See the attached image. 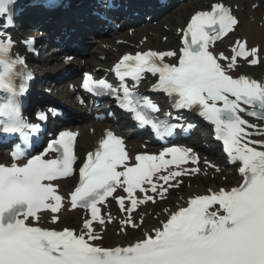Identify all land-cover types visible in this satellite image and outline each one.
<instances>
[{
  "label": "snow or ice",
  "instance_id": "1",
  "mask_svg": "<svg viewBox=\"0 0 264 264\" xmlns=\"http://www.w3.org/2000/svg\"><path fill=\"white\" fill-rule=\"evenodd\" d=\"M16 4L17 0H0L5 28L12 25ZM237 23L231 8L220 0L191 16L181 29L183 46L178 51L126 53L112 68L117 85L85 73L82 86L98 96H114L118 106L141 125L170 135L176 125L158 122L152 113L160 110L159 105L138 91L145 73L158 75L152 90L171 97L176 109L198 110L214 126L229 159L240 164L242 182L227 190L208 189L207 194L192 195L178 210L164 209L168 216L161 226L135 242L102 247L96 243L101 236L95 225L113 219L102 214L109 198L127 216L121 225L136 228L133 212L138 205L154 202L157 195L163 199L170 188L182 183L180 177L198 173L199 155L190 147L171 146L158 154L138 153L133 158L123 139L106 130L79 167L74 190L65 196L56 181L75 172L76 134L62 131L30 157L17 146L12 162L0 163V264H264V124L245 118L264 122V81L237 72L238 58L256 65L264 49L237 40L231 55L225 56L213 47ZM24 43L32 50L34 38ZM14 46L11 35L0 31V91L8 94L0 103V130L19 133L27 141L40 125L27 123L19 114L18 97L32 77L20 71L26 58L13 54ZM166 58L176 62H166ZM37 117L43 121L47 114L39 112ZM189 162L197 167L185 168ZM66 204L86 211L81 229L40 225L44 212L51 215L53 224L58 222Z\"/></svg>",
  "mask_w": 264,
  "mask_h": 264
},
{
  "label": "bare ground",
  "instance_id": "2",
  "mask_svg": "<svg viewBox=\"0 0 264 264\" xmlns=\"http://www.w3.org/2000/svg\"><path fill=\"white\" fill-rule=\"evenodd\" d=\"M245 7V11L248 9L249 6H244ZM249 12L253 13V17L251 18H247V19H244L242 20V23H243V26L242 28L240 29V34L244 35L247 39H248V42L249 44L251 45H256V47H259L260 49H264V42H263V39H264V26H260L259 25V22H257V19L258 17L260 16V11H250L248 10ZM181 21V18L178 17L176 19V22L177 24H179ZM154 32H158L160 33L159 31H155L154 29H152ZM138 39V36L136 37ZM173 37H169V40L168 42L171 43ZM167 42V43H168ZM151 43V39L148 40V42L144 45L146 47H149V45ZM257 44H260V45H257ZM108 53L109 54V57L108 58H113L116 54L115 52L113 51H106L105 54ZM262 61L260 62V66H262V68H260L258 70V73H259V76L263 75L264 76V56L261 57ZM95 128V133L94 134H88V130H85L81 137H80V142H79V150H82V151H85L87 150L88 148H90L95 140H96V137L100 134V129ZM69 181V180H68ZM68 181H64L62 182L61 184L63 185H67ZM76 217V220H79V216H78V213L77 212H74V213H69L67 215V217ZM63 223V222H62ZM108 235H112V232H108ZM129 235V231H127V234L126 236L128 237ZM126 236H115L114 235V239L115 241H118V242H124L125 239H126Z\"/></svg>",
  "mask_w": 264,
  "mask_h": 264
}]
</instances>
